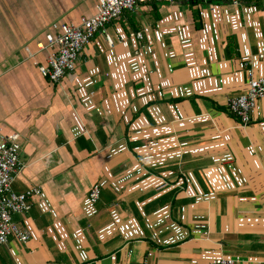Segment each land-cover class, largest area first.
I'll return each instance as SVG.
<instances>
[{
	"label": "crops",
	"instance_id": "obj_1",
	"mask_svg": "<svg viewBox=\"0 0 264 264\" xmlns=\"http://www.w3.org/2000/svg\"><path fill=\"white\" fill-rule=\"evenodd\" d=\"M96 4L0 0V130L19 133L23 164L13 189L44 197L14 216L31 236L0 245V264H264V99L250 125L227 110L246 61L264 77V0L126 10L107 24L114 47L97 33L51 82L24 47Z\"/></svg>",
	"mask_w": 264,
	"mask_h": 264
},
{
	"label": "built area",
	"instance_id": "obj_2",
	"mask_svg": "<svg viewBox=\"0 0 264 264\" xmlns=\"http://www.w3.org/2000/svg\"><path fill=\"white\" fill-rule=\"evenodd\" d=\"M207 0H97L96 12L90 17H82L78 23L54 22L51 30L46 33L44 41L36 43V50L25 46L27 57L33 58L42 76L51 82H59L67 74L76 70L77 61L82 50L90 44L97 33H102L109 47L115 42L107 32V24L120 17L126 10L138 9L143 4L167 2L170 4L183 2H198ZM239 5L244 0H209ZM130 37L143 39L141 31L131 32ZM123 40V39H121ZM119 39V41L121 42ZM42 51L48 55L44 63H39L35 57ZM138 51H136L137 53ZM262 57L261 55H259ZM248 76L247 86L243 92L232 96L227 104L228 112L242 125L253 122L255 111L260 100L264 99V77H256L250 62L245 63ZM19 133H4L0 130V245H7L11 238L20 243L30 239L29 230L14 218L31 210L35 202L43 200L40 186H32L24 191L13 189L14 180L23 168L20 159ZM189 181V179H188ZM102 185L94 183L88 193L90 202L96 203L101 195ZM151 255V254H149ZM237 258L223 255L214 258L209 264H236Z\"/></svg>",
	"mask_w": 264,
	"mask_h": 264
},
{
	"label": "rangeland",
	"instance_id": "obj_3",
	"mask_svg": "<svg viewBox=\"0 0 264 264\" xmlns=\"http://www.w3.org/2000/svg\"><path fill=\"white\" fill-rule=\"evenodd\" d=\"M28 58V57H27Z\"/></svg>",
	"mask_w": 264,
	"mask_h": 264
}]
</instances>
